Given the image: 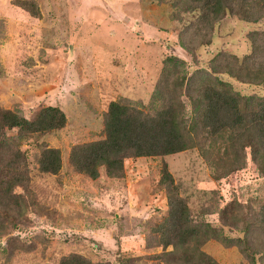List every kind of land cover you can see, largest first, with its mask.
Here are the masks:
<instances>
[{
	"label": "rangeland",
	"instance_id": "rangeland-1",
	"mask_svg": "<svg viewBox=\"0 0 264 264\" xmlns=\"http://www.w3.org/2000/svg\"><path fill=\"white\" fill-rule=\"evenodd\" d=\"M193 6L191 0H0V107L32 119L57 105L66 116L62 128L22 142L29 179L15 192L24 208L12 220L0 216V264H56L72 253L101 264H172L163 259L172 247L163 249L155 231L169 211L163 163L195 220L233 240L211 238L201 249L218 264H264V174L250 148L244 166L222 179L213 170L227 159L204 157L197 147L126 157L119 177L101 167L90 178L68 163L74 145L105 137L111 101L150 113L163 104L155 90L168 56L183 59L188 75L214 70L238 93L264 97V83L241 82L213 61L220 52L240 59L250 53L249 33L264 32V9L255 21L229 13L210 24ZM182 94L188 126L193 104ZM47 147L60 151L56 174L39 169ZM226 205L227 223L219 213Z\"/></svg>",
	"mask_w": 264,
	"mask_h": 264
},
{
	"label": "trees",
	"instance_id": "trees-1",
	"mask_svg": "<svg viewBox=\"0 0 264 264\" xmlns=\"http://www.w3.org/2000/svg\"><path fill=\"white\" fill-rule=\"evenodd\" d=\"M191 2L194 3L192 9L199 10V15L210 24L229 13L241 15L245 22L255 21L262 15L259 11L264 9V0ZM249 37L252 49L243 58L220 52L213 61L217 60V68H222V72L241 82L261 84L264 83V32L251 31ZM166 62L155 90L163 104L150 113L135 105L111 101L105 112V137L74 145L69 153V165L90 178L98 177L101 167L109 176L119 177L123 175L126 157L164 156L197 147L204 157L216 154L219 160L227 159L226 164L213 170L217 179H222L244 166L245 150L250 148L251 159L264 174V97L238 93L228 82L214 75V70L210 73L201 68L188 75L185 61L176 56H168ZM183 92L193 104L188 126L183 121ZM65 122L64 110L57 105L40 108L32 119L0 107V216L12 220L24 208L22 195L15 192V188L29 179L27 159L22 150L26 135L56 130ZM14 129L17 135L10 134ZM61 162L59 149L52 147L45 148L38 160L39 169L50 174L58 173ZM161 173L160 183L167 190L169 211L155 231L163 249L172 247L164 250L163 259L172 264H218L201 246L211 238L230 244L232 238L209 222L196 221L186 199L177 192L166 163ZM227 206L219 211L223 212L221 217L225 223ZM262 216L264 225V211ZM229 218L235 219L232 211ZM56 264L101 263L72 253Z\"/></svg>",
	"mask_w": 264,
	"mask_h": 264
}]
</instances>
